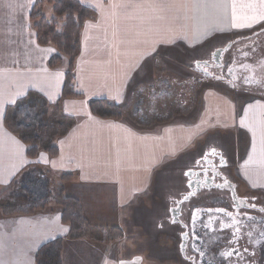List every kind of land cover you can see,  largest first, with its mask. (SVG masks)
<instances>
[{
	"label": "crops",
	"instance_id": "obj_1",
	"mask_svg": "<svg viewBox=\"0 0 264 264\" xmlns=\"http://www.w3.org/2000/svg\"><path fill=\"white\" fill-rule=\"evenodd\" d=\"M35 2L0 0V197L8 196L4 202L9 212L0 218V264H16L25 252L34 264L40 246L68 234L55 207L32 215L12 211L20 200L40 196L19 191L31 173L46 177V191L53 182L55 196L61 190L64 197L76 199L89 224L102 227L91 236L65 241L62 264H162L172 259L167 253L176 236L165 229L163 219L170 199L179 202L183 190L156 193L153 186L164 184L165 172L196 157L202 148L214 147L237 158L235 174L242 192L264 198V99L247 98L237 113L234 96L216 91L201 96L199 91V99L198 84L184 81L192 80L186 76L188 55L196 56L213 34L223 37L224 32L264 26V21L250 19L260 11L261 0H81L95 17L82 29L74 65L80 98L65 100L60 96L66 63L48 67L55 51L35 40L29 20ZM122 2L135 7H111ZM233 3L236 22L250 26H232ZM249 4L257 6L255 12L245 7ZM42 13L51 17V8L44 7ZM171 63L179 68L177 76ZM143 70L147 74L140 75ZM93 100L119 106L122 119L92 116L88 103ZM172 101L187 111L167 114ZM55 104L64 129L50 136L57 156L49 158L39 145L38 157L29 159L23 141L30 137L28 126L36 125L33 135L41 133L36 115H42L43 105ZM64 175L71 179L61 183ZM44 195L40 199L49 192ZM131 212L137 226L162 248L124 252L125 236L111 238L108 229Z\"/></svg>",
	"mask_w": 264,
	"mask_h": 264
},
{
	"label": "flooded vegetation",
	"instance_id": "obj_2",
	"mask_svg": "<svg viewBox=\"0 0 264 264\" xmlns=\"http://www.w3.org/2000/svg\"><path fill=\"white\" fill-rule=\"evenodd\" d=\"M187 62V77L192 80L184 81L196 82L201 96L209 91L240 96L239 111L247 98L249 102L264 99V26L216 37L198 49L196 56L189 54ZM201 151L179 165L183 194L179 202L170 199L163 219L165 229L176 236L166 254L172 259L167 262L264 264V198L240 193L241 182L231 172L237 158L214 147ZM167 186L164 189H175L171 181Z\"/></svg>",
	"mask_w": 264,
	"mask_h": 264
},
{
	"label": "trees",
	"instance_id": "obj_3",
	"mask_svg": "<svg viewBox=\"0 0 264 264\" xmlns=\"http://www.w3.org/2000/svg\"><path fill=\"white\" fill-rule=\"evenodd\" d=\"M80 2L81 0H36L29 14L37 44L52 47L55 51V55L48 62V67L55 69L60 64L66 63L60 96L62 100L80 98L74 88V65L80 51L82 29L85 23L93 21L95 17V12L92 9L83 7ZM46 6L51 8V17L46 18L42 13L43 8ZM55 107L56 104L51 106V108ZM46 108L47 106L44 107L43 105V110ZM88 108L92 116L101 120L120 121L123 116L119 106L110 104L106 100L90 101ZM169 108L171 110L167 114H181L182 111H187L183 106H178L176 101H172ZM195 117L197 116H193V119ZM23 141L28 146L27 157L29 159L36 158L40 150L38 147L40 138L31 135L29 138H24ZM46 152L49 158L57 156L55 146H48ZM70 177L64 175L61 180L66 182ZM49 199V197L43 200L39 199L40 202L20 200L21 203L14 204L16 208H13L12 211L17 210V214L32 215L36 212L35 207L32 206L47 205ZM50 201H53V203L56 201L60 207V224L68 228V234L40 246L34 254V264H62V250L65 240L72 241L83 238L90 226L76 199L64 197L59 190L55 197L52 196Z\"/></svg>",
	"mask_w": 264,
	"mask_h": 264
},
{
	"label": "rangeland",
	"instance_id": "obj_4",
	"mask_svg": "<svg viewBox=\"0 0 264 264\" xmlns=\"http://www.w3.org/2000/svg\"><path fill=\"white\" fill-rule=\"evenodd\" d=\"M236 1H238V0H236ZM236 33H238V32L231 33L230 31H228V32H224L222 34V36L225 37V35H226V36L230 37ZM217 36H219V35L213 34L212 37H210V38H211V40H213ZM224 39L225 38H223L221 40H224ZM205 42L207 43V40ZM184 61H185V59H184ZM171 64H172L171 65L172 69H174V71H175V72H172V74H175L177 76V74H178L177 70H179V68H178V66H176V64H174V63H171ZM181 65L184 66V62H182ZM143 71H144L143 73H139V74L140 75L147 74L146 70H143ZM154 72H155V75H157L156 71H154ZM182 75L184 76L185 74H182ZM186 76H189V75L186 74ZM198 86L199 85H197V88H196V97L199 95V87ZM235 98H236V100L242 99V97H240V96H237ZM236 109H237V112H239V109L237 106H236ZM42 113L43 114L42 115L40 114V116L36 115V117H38L37 121H36L37 125L39 126V124H40L42 126V128H41L42 132L41 133L37 132L36 135L35 134L33 135L32 134L33 132H30V131L32 129H34L33 127H36V125H34V124H30L31 126H28L30 129L27 130V132H28V135L30 137L32 135V136H38V138H40V146H41V148L45 149V153L47 154L46 148L51 144L50 140L52 139V138H50V136L51 137L59 136L60 133L64 130L62 127V125H63L62 121L63 120L58 118L57 113L55 111V108L47 107L46 109L43 110ZM172 119H176V118H173V116H172ZM31 121L32 120H30L29 122H31ZM36 157H38V156H36ZM173 171H175V173H172ZM231 172L234 174L235 169L234 170L232 169ZM181 173L182 172L179 171V166L178 167H175V166L172 167V170L170 168V170H168L167 172L164 173L165 179L162 180V181H164V184H163V182H161L162 184H159V182H156L153 186V189L154 190L156 189V193L158 192V189H160L162 192L164 190L163 189L164 186L166 187L170 181H171V188H179L178 182L182 181V177H181L182 174ZM45 181H47L46 177L40 178L39 176H34L31 173L28 175L25 183L23 182V186L20 187L19 191L26 190L27 192L30 191L36 195L39 194L40 196H37V198H34L32 202L38 201L40 199V197L45 196L44 194L47 192H49V195H48L49 197L52 195H53V197H55L54 187L56 185L53 182H50L51 186L47 187V191H46V189H44V187H43V183H45L44 186H46ZM62 182L63 181H61V183ZM66 182H63V183H66ZM167 188H168V186H167ZM240 193L243 194L242 190H240ZM6 197L8 199L7 195L0 197V218L9 214V212L6 211L7 204H5V202H4V198H6ZM43 199H45V198H43ZM40 201H38V202H40ZM48 201H50V200H48ZM50 206L57 208L56 209L57 211L54 210L56 213L59 211L60 207L58 206L56 201H55V203H53V201H50V204H48V205H46V204L45 205H39V206L34 205L32 207H35L36 211L41 210V209L49 211L48 208ZM50 211H51V209H50ZM132 213L133 212L129 213L128 215H124L123 219L121 221L116 222L117 227H112V228L108 229V231L111 233V235H110L111 238L117 239L119 237L125 236L123 238V243L121 244L123 249H125L124 252L131 251V250H132L131 252H137V250H138L140 253H142L144 250L149 249V248H153V249L162 248L163 247L162 245L157 244V242H156L157 239L154 240V239L148 238L147 235H145V234H147L146 230L140 226H137L139 224L134 218H132V216H133ZM90 224L91 225L87 229L84 237L91 236L90 232L93 233L95 230H98V229L102 230V227H96V226L92 225L91 222H90ZM142 224L145 225V223H142ZM115 228H118V229H115ZM0 230H2V221H0ZM116 233H119V234H116ZM132 234H134V235H132ZM66 240L68 241V239H66ZM161 240H163V239H161ZM164 241H168V240H164ZM170 242H172V240ZM172 246H173V244H171V248H172ZM33 259H34V257H33ZM161 263L162 264H175V263H171V262H167V261H161Z\"/></svg>",
	"mask_w": 264,
	"mask_h": 264
},
{
	"label": "snow or ice",
	"instance_id": "obj_5",
	"mask_svg": "<svg viewBox=\"0 0 264 264\" xmlns=\"http://www.w3.org/2000/svg\"><path fill=\"white\" fill-rule=\"evenodd\" d=\"M111 7L113 8H117V9H128V8H132L135 7V5H132L130 3H126V2H122L119 4H112ZM245 7H248L250 9H252L254 12L257 8L256 5L253 4H249L246 5ZM236 8L237 5L235 3H233L232 5V9H233V27H245V26H250V25H245V24H238L236 22L237 18H236ZM259 9L260 11L256 13V15H253L250 19L255 22L257 20V18L261 21H264V0H261L260 5H259ZM60 74L57 73V76H59ZM261 134H262V138H264V122H262L261 124ZM41 158L44 159V162L47 163L48 161L43 157V154H41ZM188 173H186L187 175ZM217 211H222L220 209H217ZM65 231L67 229H64ZM228 255H231V253H229ZM16 264H30V257H28L27 253L25 252L23 257L21 259H19Z\"/></svg>",
	"mask_w": 264,
	"mask_h": 264
}]
</instances>
